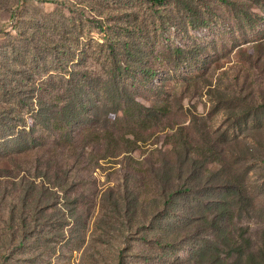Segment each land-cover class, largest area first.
Wrapping results in <instances>:
<instances>
[{"label":"rangeland","instance_id":"1","mask_svg":"<svg viewBox=\"0 0 264 264\" xmlns=\"http://www.w3.org/2000/svg\"><path fill=\"white\" fill-rule=\"evenodd\" d=\"M191 1L197 11L194 22L183 0H0V87L26 78L30 85L22 88L23 97L41 98L43 83L49 101L62 90L69 97L82 95L87 107L72 128L71 142L64 138L57 146V132L44 119L33 118L34 109L17 101L0 108V126L19 129L39 123L37 148L12 165L32 174L37 166H51V175L64 185L60 204L70 211L78 208L73 221L64 226L50 221L25 246L0 243L7 259L0 264H116L121 249L127 264H199L188 250L197 241L186 235L188 228L180 232L184 247L176 252L155 243L157 232L143 238L147 221L142 214L158 211L161 193L152 170L167 158L174 160L172 135L181 126L185 129L177 140L207 141L212 131L230 139L231 168L255 204L251 218L244 214L241 223H251L254 236L264 239V3L232 0L237 2L233 8L222 0ZM108 35L138 43L134 70L123 65L118 71L121 93L111 90L110 95ZM126 56L122 52L119 57ZM143 67L154 74H144ZM221 93L225 101L217 98ZM1 95L0 90V104ZM154 100L167 104L168 116L158 113V119L133 125V104L139 109V102ZM125 136H137L138 146ZM71 143L73 149L64 148ZM118 150L126 152L119 155ZM9 190L10 185L0 189L2 209L16 195L10 192L4 201ZM124 194L134 203L140 197L143 213L133 227L123 203L115 204Z\"/></svg>","mask_w":264,"mask_h":264},{"label":"trees","instance_id":"2","mask_svg":"<svg viewBox=\"0 0 264 264\" xmlns=\"http://www.w3.org/2000/svg\"><path fill=\"white\" fill-rule=\"evenodd\" d=\"M163 1L165 0H153L155 3ZM222 1L233 8L237 4L232 0ZM260 1L264 3V0ZM183 3L189 12L188 16L191 18V22H194L197 11L194 9L193 2L183 0ZM116 38H110L108 35L105 39L108 55L112 57L113 63L111 74L113 79H110V83L113 85H110L109 81L106 82L109 95L111 90L112 94L121 93L119 86L122 84V80L119 79L121 76H118L120 74L118 71L123 70V65L125 66L124 70H134L135 61L133 58L137 54V51H134L138 44L136 41L127 38L121 41L122 38ZM120 42H123L121 44L122 51L119 48ZM117 49L120 51L119 53H117ZM122 52L127 53L126 60L119 57ZM141 70L146 75L154 74L153 69L148 67H143ZM25 79H16L1 85L0 90L3 95H1L0 108L5 105L10 106L13 101H17L16 104L20 102L28 110L34 109L33 118L44 119L41 122L46 123L48 128L57 132L55 135L56 146L57 141H62L64 138L70 141L68 138L72 136V128L86 113L87 107L81 90H79L80 97L78 93H76L77 96L69 97L62 90L61 92L56 91L57 95L50 98L53 101H49V98L43 95L45 87L42 83L38 88L41 98L40 96L36 99L31 96L23 97L21 95L22 88L25 84L27 87L30 85L29 82L24 81ZM67 81L70 82L71 79H67ZM29 89L30 91L36 90L30 87ZM50 91L52 93L55 90ZM119 97L121 98V95ZM217 98L220 101H225L222 93ZM135 104L137 103H134L132 109L129 110V113L132 112L133 125L139 124V120H148L153 116L158 119V113L164 117L170 113L166 103L160 105L156 100L150 105L139 102V109L135 108ZM34 106L36 108H33ZM3 118L4 116H0L2 122ZM38 124L34 123L31 127L24 124L23 128L19 129L5 123L0 126V156H5L6 159L3 157L0 159V189L2 186L6 189L9 188V185L12 187V190H9L4 196V201L10 192L11 194L16 192L13 203L9 207L5 209L0 207V243L13 242L15 245L13 248L17 245L18 247L27 245L30 239H34L39 233L41 227L44 228L50 221L60 222L63 226L67 222L70 223L69 219L72 218L73 221L74 211L78 210V208H74L73 211H70L60 204L59 190L62 192L64 185L62 181L54 179V175H51L53 169L51 166H47L45 170L37 166L32 174L25 171L28 169H21L24 173L20 171L18 164L12 165L14 161L17 163L21 159L19 155L24 159L32 155V151L37 148L35 134L39 131ZM184 129L185 127L181 126L172 135L176 138L171 144L174 160L171 161L172 158H167L159 170H152L161 192L159 200H156L158 211L153 213V216L145 211L143 213L137 204L140 197H137L134 203L128 199L127 194H124L122 199H117L115 204L123 203L127 212V224L130 227H133L137 216L143 213L142 215L147 221L144 228L148 233L143 238L149 239V234L157 232L155 243L163 251L176 252L182 249L184 245L182 238L179 239L180 232L188 228L186 235L193 234L197 237L195 238L197 241L190 245L188 250H191V256L199 264H203V261L206 262L205 264H264V239L262 237L257 239L254 236L251 223L245 225L241 223L244 214L251 218L255 204L248 187L238 177L234 168H231L233 154L228 150L230 139L226 134L217 135L212 131L209 136L206 135L208 136L207 141L195 138L194 143L190 137L185 140H181V138L177 140ZM101 131L99 130L97 133L101 135ZM133 138L125 136V141L138 146V137L133 136ZM74 147L75 145L71 143L64 148L71 150ZM123 152L126 151L118 150L115 153L120 155ZM225 162L230 167L229 169L224 167ZM38 180L39 182H37ZM75 202H78L76 197ZM201 231L205 232V236L202 237L199 234ZM3 251L5 250L0 247V261L5 262L7 259L2 253ZM145 259L148 260L149 256L145 255ZM199 259L203 261L200 263ZM116 264H127L125 249L120 250Z\"/></svg>","mask_w":264,"mask_h":264}]
</instances>
